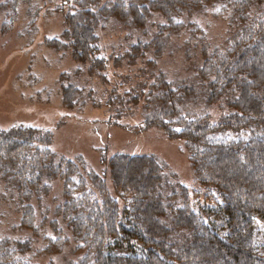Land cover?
Segmentation results:
<instances>
[{"label": "trees", "instance_id": "trees-1", "mask_svg": "<svg viewBox=\"0 0 264 264\" xmlns=\"http://www.w3.org/2000/svg\"><path fill=\"white\" fill-rule=\"evenodd\" d=\"M18 1L0 0V12L16 13ZM205 10L227 20L228 36L218 46L184 19ZM64 20L49 45L90 63L91 72L106 67L97 56L98 31L112 21L140 36L116 65L152 51L155 67L166 52L186 47L187 60L196 61L190 76L171 80L162 71L151 91L131 100L146 97L150 105L138 131L158 127L185 141L195 185L174 180L155 154L117 153L103 159L107 168L99 174L80 157L58 161L50 130L0 129V183L17 195L22 227L42 238L43 253L71 247L80 256L70 264H264L257 236L264 221V0H74ZM62 81L65 105L80 104L84 87ZM216 104L227 113L214 121L205 110ZM58 178L62 199L45 208L48 180ZM32 246L31 238L0 237V264H35L27 258Z\"/></svg>", "mask_w": 264, "mask_h": 264}, {"label": "rangeland", "instance_id": "rangeland-1", "mask_svg": "<svg viewBox=\"0 0 264 264\" xmlns=\"http://www.w3.org/2000/svg\"><path fill=\"white\" fill-rule=\"evenodd\" d=\"M73 2L19 0L16 13L11 9L0 12V129L23 124L50 130L49 147L58 161L80 157L89 170L99 174L107 168L103 159L109 160L117 153L155 154L177 174L174 180L194 187L195 174L185 141L169 138L158 127L138 131L150 105L146 97L139 103L131 97L140 91H151L162 71L171 80L190 76L196 61L187 60L183 46L184 50L174 54L166 52L155 67L149 64L154 58L152 51L132 65L127 60L116 65V57L125 53L140 36L112 21L98 31L101 49L97 56L106 59V67L91 72L90 63L80 62L71 52L59 51L48 43L65 30L64 16ZM62 7L65 13L60 11ZM184 19L204 28L212 46L222 44L228 36L227 20L215 18L214 10L187 13ZM185 37L184 34L173 37V47L181 46ZM64 77L66 82L84 87V100L80 104L68 107L63 102ZM205 111L210 112L214 121L227 113L219 104ZM231 134L240 136V133ZM48 182L52 192L44 199L45 208L55 206L62 199L64 189L62 178ZM0 184V237L31 238L33 246L27 258L35 264H70L78 259L80 254L71 247L59 254L43 253L42 238L22 227L17 195L13 197L6 185ZM41 211L39 208L38 222L43 219ZM49 222L45 227L51 233ZM257 236L264 243V221L260 222Z\"/></svg>", "mask_w": 264, "mask_h": 264}]
</instances>
